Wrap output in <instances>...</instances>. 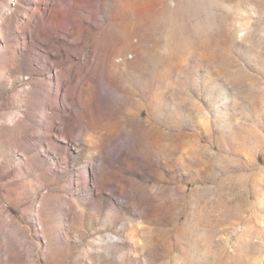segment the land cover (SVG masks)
I'll return each instance as SVG.
<instances>
[{"label": "rangeland", "instance_id": "374dc122", "mask_svg": "<svg viewBox=\"0 0 264 264\" xmlns=\"http://www.w3.org/2000/svg\"><path fill=\"white\" fill-rule=\"evenodd\" d=\"M0 264H264V0H0Z\"/></svg>", "mask_w": 264, "mask_h": 264}, {"label": "bare ground", "instance_id": "6f19581e", "mask_svg": "<svg viewBox=\"0 0 264 264\" xmlns=\"http://www.w3.org/2000/svg\"><path fill=\"white\" fill-rule=\"evenodd\" d=\"M77 1H79V0H73V5H74V6H76V2H77ZM56 17L58 18L57 15H56ZM55 20H56V18H55ZM55 20H54L53 17L51 18V23H52V25H53L54 27H56V22H55ZM85 22H86V19H85V18H81V25H82V26L85 24ZM67 136H68V130L63 129V137H64V138H67Z\"/></svg>", "mask_w": 264, "mask_h": 264}]
</instances>
